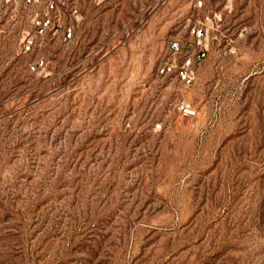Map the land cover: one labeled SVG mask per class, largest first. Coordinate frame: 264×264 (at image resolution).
<instances>
[{
  "label": "rangeland",
  "instance_id": "1",
  "mask_svg": "<svg viewBox=\"0 0 264 264\" xmlns=\"http://www.w3.org/2000/svg\"><path fill=\"white\" fill-rule=\"evenodd\" d=\"M196 1L0 0V264H264V0Z\"/></svg>",
  "mask_w": 264,
  "mask_h": 264
},
{
  "label": "built area",
  "instance_id": "2",
  "mask_svg": "<svg viewBox=\"0 0 264 264\" xmlns=\"http://www.w3.org/2000/svg\"><path fill=\"white\" fill-rule=\"evenodd\" d=\"M19 1L35 7L33 22L37 33L47 34L53 31L54 34L61 35L65 42H71L75 38L76 27L81 17L78 0ZM203 4V0L196 1V7H202ZM65 17L69 21H66ZM193 33L200 49L197 52L188 51L181 55L180 63H164L160 70L163 74L175 72L179 80L185 84H191L194 81L196 64L206 56L208 50L205 43V28L199 25L194 26ZM32 44H34V38L28 36L27 46L30 48ZM169 50L174 54H181L182 46L179 41H170Z\"/></svg>",
  "mask_w": 264,
  "mask_h": 264
}]
</instances>
